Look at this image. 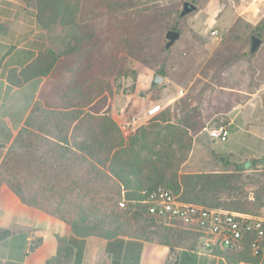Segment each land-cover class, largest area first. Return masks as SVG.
Wrapping results in <instances>:
<instances>
[{
	"label": "trees",
	"instance_id": "16d2710c",
	"mask_svg": "<svg viewBox=\"0 0 264 264\" xmlns=\"http://www.w3.org/2000/svg\"><path fill=\"white\" fill-rule=\"evenodd\" d=\"M23 1L36 11L48 47L27 67L10 72L8 82L20 87L35 78L45 80L0 162V186L6 185L22 204L63 221L81 240L175 237L176 231L150 216L142 203L145 193L158 187L171 190L183 203L252 215L245 208L250 204L245 189L259 185L256 198H264V183L239 172L253 171L260 160L239 165L237 174L179 172L191 140L206 126L189 97L182 95L157 112L152 124L134 132L122 130L128 117L157 101L132 99L115 111L112 102L123 88L122 79L132 74L129 95H135L139 69L128 68L126 59L114 52L113 43L88 18L91 3L116 14L130 8L131 0ZM247 26L263 40L264 20ZM120 45L125 47L123 41ZM122 196L125 209L117 205ZM10 234L0 230V240ZM221 256L236 263L260 259L247 242L242 251Z\"/></svg>",
	"mask_w": 264,
	"mask_h": 264
},
{
	"label": "rangeland",
	"instance_id": "374dc122",
	"mask_svg": "<svg viewBox=\"0 0 264 264\" xmlns=\"http://www.w3.org/2000/svg\"><path fill=\"white\" fill-rule=\"evenodd\" d=\"M185 1L195 4L197 10L179 18ZM249 1L131 0L130 8L116 14L102 4L96 7L91 3L93 13L88 19L96 31L102 30L106 41L117 48L114 52L126 59L128 68L139 69L135 95H129L134 82L132 74L128 73V77L122 79L124 90L121 88L112 102L115 111H121L132 99H137L139 102L157 101L160 112L185 95L191 106H196L206 125L213 118L229 112L233 106L242 104L246 100L245 92L263 90L264 31L262 43L249 56L252 33L242 14ZM168 30L179 32L180 38L165 50L164 35ZM214 31L218 33L214 35ZM120 41L124 42V48ZM153 74L160 75L164 81L152 87ZM146 88H149L148 92ZM262 102L264 108V94ZM251 108L252 103L237 119L225 142H214L205 131L194 136L179 172L237 174L239 165L248 160H260L264 147L258 140V131L254 126L244 124L243 116ZM145 111L126 119L129 122L135 117L138 121L130 132L152 124L154 115L146 116ZM172 148L175 150L176 145L173 144ZM225 154L228 158L223 159ZM250 156H260V159L243 160ZM254 168L251 172L239 174L251 175L264 183V165L257 163ZM260 190L259 185L246 187V201L250 204L245 208L254 216L264 217V198H256Z\"/></svg>",
	"mask_w": 264,
	"mask_h": 264
},
{
	"label": "crops",
	"instance_id": "0c3cea01",
	"mask_svg": "<svg viewBox=\"0 0 264 264\" xmlns=\"http://www.w3.org/2000/svg\"><path fill=\"white\" fill-rule=\"evenodd\" d=\"M242 14L247 24H258L264 16V0L249 1ZM47 47L48 39L38 27L36 11L23 0H0V162L24 126L45 80L35 78L16 87L8 82V75L27 67ZM262 91L245 92L246 100L224 115L232 131L237 119L252 103L243 116L244 124L257 129L258 140L264 147ZM250 158L260 159V156L243 160ZM0 230L11 233L0 240V264H264L262 259L229 261L221 254L236 252L219 247L206 251L201 248L197 234L183 228H173L175 237L150 235L146 240L122 238L110 242L95 237L81 240L71 235L70 227L63 221L22 204L6 185L0 186ZM77 253L81 254L76 263Z\"/></svg>",
	"mask_w": 264,
	"mask_h": 264
},
{
	"label": "built area",
	"instance_id": "2783aa9c",
	"mask_svg": "<svg viewBox=\"0 0 264 264\" xmlns=\"http://www.w3.org/2000/svg\"><path fill=\"white\" fill-rule=\"evenodd\" d=\"M217 33L214 31L213 34ZM159 109V105H154L145 114L152 117ZM136 124L137 118L133 117L121 128L128 133L134 130ZM202 131L214 142H225L230 134V122L225 115H220L210 120ZM142 203L147 206L148 214L164 225L196 233L201 248L206 251L219 247L230 252H240L247 242L252 255L264 261V217L183 203L164 187L146 192ZM117 205L120 209L126 208L123 196Z\"/></svg>",
	"mask_w": 264,
	"mask_h": 264
},
{
	"label": "water",
	"instance_id": "95a60500",
	"mask_svg": "<svg viewBox=\"0 0 264 264\" xmlns=\"http://www.w3.org/2000/svg\"><path fill=\"white\" fill-rule=\"evenodd\" d=\"M196 10H197V6L195 4H193L189 1H185L182 3L181 11L179 13V18H183V17L187 16L188 14L195 12ZM164 38L166 40L165 50H168L170 47H172L174 42L180 38V33L177 31L168 30L165 33ZM261 43H262V40L260 38L254 36V35L250 36V47H249V51H248L249 56H252L257 51V49ZM163 81H164L163 77H161L158 74H153L151 86L152 87L157 86L160 83H162ZM260 164L264 165V155L260 159Z\"/></svg>",
	"mask_w": 264,
	"mask_h": 264
},
{
	"label": "flooded vegetation",
	"instance_id": "af4514ba",
	"mask_svg": "<svg viewBox=\"0 0 264 264\" xmlns=\"http://www.w3.org/2000/svg\"><path fill=\"white\" fill-rule=\"evenodd\" d=\"M219 160H220V157H219ZM223 160V159H222Z\"/></svg>",
	"mask_w": 264,
	"mask_h": 264
}]
</instances>
